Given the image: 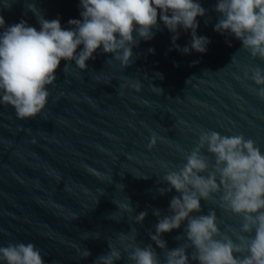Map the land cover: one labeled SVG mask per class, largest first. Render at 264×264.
<instances>
[{
    "label": "water",
    "instance_id": "1",
    "mask_svg": "<svg viewBox=\"0 0 264 264\" xmlns=\"http://www.w3.org/2000/svg\"><path fill=\"white\" fill-rule=\"evenodd\" d=\"M202 3L207 14L198 18V33L211 40L206 53L177 50L161 24L153 39L134 47L127 67L99 51L84 70L70 61L65 72L62 61L49 102L35 117L20 119L14 107L0 105V246L35 243L46 264H100L99 257L113 249L122 257L115 264H135L131 252L149 245L165 264L170 249L184 247L189 264H199L187 221L161 235L164 248L152 239L159 220L172 214V198L180 195L165 176L184 166L203 131L244 134L264 149V98L250 78L264 68V59L253 57L230 33L215 31L221 19L216 0ZM30 5L66 27L69 19L80 18L79 0H0V13L7 25L23 19L39 28ZM190 40V31L181 30L177 43ZM129 80H138L140 90L121 87ZM200 151L209 162L201 173L207 176L216 158L206 146ZM222 196L221 187L202 198L192 215L215 212L216 238L241 243L239 237L254 232L242 231L243 216L228 209ZM141 212L147 215L138 221ZM85 250L91 255L85 257Z\"/></svg>",
    "mask_w": 264,
    "mask_h": 264
},
{
    "label": "clouds",
    "instance_id": "2",
    "mask_svg": "<svg viewBox=\"0 0 264 264\" xmlns=\"http://www.w3.org/2000/svg\"><path fill=\"white\" fill-rule=\"evenodd\" d=\"M78 6L80 18L69 19L67 27L59 17L48 19L33 5L30 8L37 15L39 28L23 19L7 25L0 13V105L14 107L20 119L35 117L46 108L49 86L57 80L62 61L65 72L70 61L84 70L99 51L111 53L122 67H127L132 62L134 47L141 40L153 39L154 29L159 30L161 24L172 33L173 46L183 53H206L211 43L208 36L198 33V18L207 14L202 0H79ZM215 11L221 14L215 31L230 33L253 57L264 59V0H216ZM181 30L191 33L190 43L184 46L177 43ZM250 78L260 85L256 94L264 98V68L254 69ZM105 82L110 83V78ZM121 87L139 91L141 83L129 80ZM154 89L162 92L160 88ZM155 142L153 135L149 147ZM205 146L216 158L215 171L207 176L201 174L209 168L200 151ZM165 179L180 195L170 202L172 214L156 225L152 239L159 247L166 246L161 239L163 233L179 229L187 221L186 234L195 248L193 258L199 264H264V149L254 139L244 134L203 131L199 147L187 157L184 166L169 172ZM221 187L223 204L244 218L242 231L254 232L249 237H239L241 243L230 237L216 238L220 229L215 212L192 215L200 211L202 198H210ZM121 207L132 211L129 204ZM155 214L159 216V210ZM146 215L141 212L136 219L142 221ZM119 238L126 237L121 234ZM83 255L91 253L85 250ZM121 258L120 251L113 249L99 257V261L115 264ZM130 258L135 264H160L151 245L136 247ZM0 264L46 261L35 243L12 242L0 246ZM165 264H189L186 249H170Z\"/></svg>",
    "mask_w": 264,
    "mask_h": 264
}]
</instances>
